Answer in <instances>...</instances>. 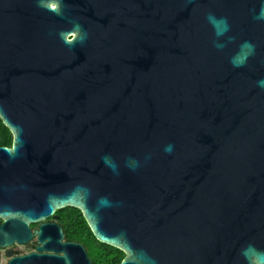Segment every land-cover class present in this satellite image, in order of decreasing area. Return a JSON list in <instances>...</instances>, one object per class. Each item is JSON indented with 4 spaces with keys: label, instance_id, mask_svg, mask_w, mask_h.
I'll return each instance as SVG.
<instances>
[{
    "label": "water",
    "instance_id": "1",
    "mask_svg": "<svg viewBox=\"0 0 264 264\" xmlns=\"http://www.w3.org/2000/svg\"><path fill=\"white\" fill-rule=\"evenodd\" d=\"M0 118L1 248L264 264V0H0Z\"/></svg>",
    "mask_w": 264,
    "mask_h": 264
},
{
    "label": "flooded vegetation",
    "instance_id": "2",
    "mask_svg": "<svg viewBox=\"0 0 264 264\" xmlns=\"http://www.w3.org/2000/svg\"><path fill=\"white\" fill-rule=\"evenodd\" d=\"M4 221L0 219V223ZM44 224L58 225L62 228L65 238L63 239L64 243H79L74 240H70L68 234H73L74 232L79 233V226H76L75 219L71 215H63L60 211L56 212L51 218L46 221L39 222L31 225L32 230V239L26 243L20 244L16 243L8 248L0 247V264H11L15 259H21L22 261L19 264H42L45 260V256L52 255L53 252L49 250H40L42 247L40 243V238L38 232L41 230V227ZM62 255V253H60ZM93 264H105V260H95L89 254ZM27 257H30L29 260H26ZM117 257L113 260L115 262ZM125 258V257H124ZM123 261V260H122ZM122 263V262H121Z\"/></svg>",
    "mask_w": 264,
    "mask_h": 264
},
{
    "label": "trees",
    "instance_id": "3",
    "mask_svg": "<svg viewBox=\"0 0 264 264\" xmlns=\"http://www.w3.org/2000/svg\"><path fill=\"white\" fill-rule=\"evenodd\" d=\"M13 140L12 133L0 118V147H12ZM60 213L71 215L75 219L76 226H79V233L68 234L70 240L82 243L95 260H105V264H121L125 254L116 248L100 243L95 238L83 213L79 209L66 208L61 210ZM115 257L117 258L114 262Z\"/></svg>",
    "mask_w": 264,
    "mask_h": 264
},
{
    "label": "clouds",
    "instance_id": "4",
    "mask_svg": "<svg viewBox=\"0 0 264 264\" xmlns=\"http://www.w3.org/2000/svg\"><path fill=\"white\" fill-rule=\"evenodd\" d=\"M170 150V149H169Z\"/></svg>",
    "mask_w": 264,
    "mask_h": 264
}]
</instances>
